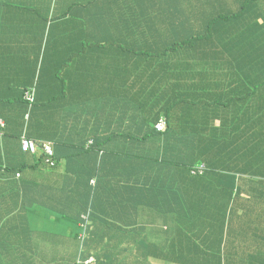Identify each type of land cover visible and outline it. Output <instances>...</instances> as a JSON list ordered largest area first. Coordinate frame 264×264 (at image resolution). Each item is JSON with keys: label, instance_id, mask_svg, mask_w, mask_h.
I'll return each instance as SVG.
<instances>
[{"label": "crops", "instance_id": "1", "mask_svg": "<svg viewBox=\"0 0 264 264\" xmlns=\"http://www.w3.org/2000/svg\"><path fill=\"white\" fill-rule=\"evenodd\" d=\"M234 2L0 0V120L11 132V136L0 141V163L20 166L5 174L0 172V264H80L95 252L110 264H133L135 253L129 250L140 247L145 235L149 239L145 240L146 247H171L166 233L176 225L169 227L166 215L156 218L142 195L140 207L132 209V214L142 213L140 222L147 212L152 215L143 224L144 229L140 225L125 227L118 219L129 209L124 207L129 201L128 187L136 194L139 181L146 175L147 166L141 165V156L154 150L150 147L155 143L153 136H149L147 144L140 143L135 157L119 159L115 150L111 151L112 162H100L93 156L89 161L72 156L59 159L54 167L27 160L31 155L20 151V136L27 134L33 139L51 141L55 152L57 148L65 153L107 137L110 131L149 134L157 120L170 118V114L181 115L182 112H171L165 110L168 105L163 106L165 94L174 92L171 75L180 72L188 79L186 84H192L197 74H204L203 69L220 70L218 64L204 63L206 54L223 55L228 51L224 45L233 52L239 50L241 46L234 42L235 38L224 36L225 41L219 33L223 45H219L218 53L212 41L194 38L202 37L207 30L204 18L209 19L225 7L234 8ZM260 5L264 6V0ZM46 14L53 22L47 48ZM247 23L248 20L244 22ZM258 31L256 35L262 34L264 27ZM177 42L180 43L176 45ZM168 46L172 50H166ZM158 51H168L167 58L160 59L158 64L140 55H156ZM36 83L37 100L43 104L29 118L27 106L19 97L21 89L33 88ZM203 89L205 84L195 90L183 88L182 93H202ZM231 112L216 119L230 120ZM250 112L237 118L250 119ZM41 135L44 137L40 138ZM105 150L110 149L105 146ZM103 154L104 150L98 156ZM200 162L203 161L188 167L192 175V167ZM26 163H35L37 167ZM162 171L158 178L175 181L183 193L184 188L178 183L187 180L182 172L171 166H163ZM237 178L242 181L241 203L249 200L254 210L261 211L264 203L255 202L249 178L244 174ZM89 212L95 224L92 222L86 229L80 220L81 215L83 218ZM235 213L238 215L237 210ZM239 214L242 216L243 211ZM254 220L247 222L252 224ZM234 227L245 236L239 247L264 249V225L259 229ZM157 231L167 232L163 236ZM260 258L264 262L262 253ZM148 263L168 264L170 260L154 257L148 258Z\"/></svg>", "mask_w": 264, "mask_h": 264}, {"label": "trees", "instance_id": "2", "mask_svg": "<svg viewBox=\"0 0 264 264\" xmlns=\"http://www.w3.org/2000/svg\"><path fill=\"white\" fill-rule=\"evenodd\" d=\"M262 1L236 0L234 8L225 7L223 11L212 14L209 19L202 20L207 30L202 33V37L196 35L194 38L212 41L216 53L219 52V45H223L217 33L221 35L220 38L223 36L225 41L227 37L224 36L235 38L241 47L233 52L228 45H224L228 50L227 53L206 54L204 63L218 64L220 70L212 72L207 68L203 69L204 74H197L198 78L193 79L192 84H186L188 79L180 72L171 75L173 77L171 87L174 92L165 94L166 103L163 106L168 105L165 110L176 113L180 111L182 114L177 113V116L172 117L170 114V118L166 117L167 126L164 131L156 128L159 122L157 120L153 123V131L150 129L149 134H129L123 130L115 133L110 131L109 136L94 139L90 146L86 143L77 150H68L71 152L60 153L56 148L52 157L56 162L62 158L70 159L72 156L84 157L87 161L93 156L100 162L107 160L112 162L111 151L118 150L114 154L119 159L135 157L140 143L147 144L149 136L154 137L155 143L148 144L154 149L152 153H143L141 156V165L147 166L146 175L139 181L136 194L131 187H128L126 198L129 201L124 207L129 209L118 216V219L125 227L138 228L137 226L140 225L139 228L144 229L143 224L152 215L147 212L143 222H140L143 214H132V209L140 207L138 203L142 195L143 202L152 207L151 212L155 213L156 218L161 216L164 218L166 215V223L169 227L171 224L176 226L170 232L157 231L163 236L164 232H167L166 242L170 241L171 247L158 245L152 248L146 247L145 240L149 239L145 235L140 247L128 249L131 254L135 253L133 257L136 259L133 264H149L148 258L154 257L170 260L168 264H264L260 258L261 253L264 256V249L251 246L239 247L238 243H243L245 236L234 227L238 225L246 229H253L252 227L259 229L264 225V205H261L259 209L261 211H258V208L254 210L253 204H248L249 200H246V204L241 203L243 202L240 188L242 181H238L237 178V176L242 178L243 174L246 179L249 178L248 186L255 202L264 203V100H262L264 31L256 35L258 30L264 27V6L260 5ZM247 20L249 23L244 24ZM52 24V19L46 14L45 48L49 45V29ZM191 40L193 39H189ZM182 42L186 41L182 40ZM166 50H172V46L166 47ZM167 52L158 51L156 55L142 52L140 55L158 64L160 59L164 61V58H167L165 56ZM154 75L158 74L152 73V76ZM165 79L162 77V80ZM202 84H205L202 93H182L183 88L195 90ZM37 88L38 83L33 88L21 89L19 99L25 102L29 118L36 114L38 105L43 104L42 101L37 100ZM33 89L34 100L29 101L26 92ZM230 111H232L230 120L216 119ZM245 111H251L252 118L245 120L241 117L237 118L239 115L243 117ZM167 115L168 112H165V116ZM217 120L220 121L219 124ZM24 135L20 136V151H23L21 139ZM9 136H11L9 128L0 126V141ZM3 144L5 145L4 141ZM105 146L110 150H105ZM168 149L172 151L169 152ZM102 150L104 154L98 156ZM0 152L2 155L1 143ZM23 152L31 155L27 160L49 164L47 162L49 156L42 150ZM1 159L3 158L0 157ZM199 161L206 162L207 169L202 176H194L188 167ZM29 165L32 168L37 167L35 163H26V166ZM163 166H171L172 169L182 172V176L187 180V183L180 181L178 183L183 186V193L179 190L180 185H176L175 181H162L158 178V175H163ZM19 167L0 163V172L5 174L7 171L18 170ZM105 185H108V182ZM205 187L206 192H204ZM16 189L15 186L14 191ZM236 210L238 215L235 213ZM241 210L242 216L239 214ZM83 216L85 218L83 219L81 215L80 220L83 227L86 222L90 225L94 223L93 220L91 222L90 212ZM253 219L254 222L248 224L247 221ZM87 235L88 233L85 236ZM85 242L86 238L84 244ZM210 244L212 247L209 246ZM83 247L85 249L84 245ZM98 253H92L80 264L100 262L110 264L109 260L105 261L98 257L96 255ZM92 257L95 261L89 262Z\"/></svg>", "mask_w": 264, "mask_h": 264}, {"label": "built area", "instance_id": "3", "mask_svg": "<svg viewBox=\"0 0 264 264\" xmlns=\"http://www.w3.org/2000/svg\"><path fill=\"white\" fill-rule=\"evenodd\" d=\"M26 97L28 98L29 101H33L34 91L28 90L26 92ZM0 126L1 127L4 126V122L2 120H0ZM156 128L159 131H164L166 129V121L164 119H161L160 122L156 124ZM22 148L24 151H32V152H35L38 149L42 150L43 152H45L46 155L49 156V158H47V162L49 163V165L52 167L56 165V161L52 158L55 154V150H54L52 142L37 141L35 139L29 138L24 135L22 137ZM206 168H207L206 164L200 163L192 169V173L193 174H203ZM88 225H89V222L84 223V227L86 229L88 228Z\"/></svg>", "mask_w": 264, "mask_h": 264}, {"label": "clouds", "instance_id": "4", "mask_svg": "<svg viewBox=\"0 0 264 264\" xmlns=\"http://www.w3.org/2000/svg\"><path fill=\"white\" fill-rule=\"evenodd\" d=\"M33 91H34V89H33ZM161 119H164L165 121H166V119L163 117V118H161ZM160 119V120H161ZM160 120H159V122H160ZM158 122V123H159ZM166 126H167V121H166ZM30 138V137H29ZM33 139V138H32ZM35 140H37V141H46V140H38V139H35ZM49 142H51V141H49ZM93 143V141L92 142H90L89 144H88V146H90L91 144ZM52 144H53V147H54V143L52 142ZM21 145H22V139H21ZM23 149V148H22ZM54 150H55V147H54ZM24 151V150H23ZM200 163H204V164H206V162H200ZM199 163V164H200ZM56 165H57V162H56ZM55 165V166H56ZM198 165V164H197ZM197 165H195L194 167H196ZM48 166H50L49 164H48ZM206 166H207V164H206ZM52 167V166H51ZM54 167V166H53ZM194 167H192V169L194 168ZM192 169H191V171H192ZM207 169V168H206ZM206 171V170H205ZM204 171V172H205ZM204 174V173H203ZM203 174H194V175H203ZM88 227H89V225H88ZM85 228V227H84ZM86 233H88V231H85L84 232V235H86ZM95 261V259L92 257V258H90L89 259V262H94Z\"/></svg>", "mask_w": 264, "mask_h": 264}, {"label": "rangeland", "instance_id": "5", "mask_svg": "<svg viewBox=\"0 0 264 264\" xmlns=\"http://www.w3.org/2000/svg\"><path fill=\"white\" fill-rule=\"evenodd\" d=\"M234 42H236V41H234ZM152 239H153V238H152ZM156 239L159 240V236H156Z\"/></svg>", "mask_w": 264, "mask_h": 264}]
</instances>
